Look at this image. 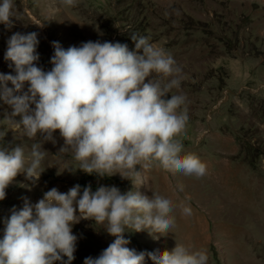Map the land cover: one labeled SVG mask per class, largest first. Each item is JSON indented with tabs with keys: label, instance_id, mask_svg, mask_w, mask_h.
Masks as SVG:
<instances>
[{
	"label": "rangeland",
	"instance_id": "obj_1",
	"mask_svg": "<svg viewBox=\"0 0 264 264\" xmlns=\"http://www.w3.org/2000/svg\"><path fill=\"white\" fill-rule=\"evenodd\" d=\"M13 5L14 26L9 30L0 24L2 74H15L4 59L15 32L38 33L37 66L44 71L52 68L54 41L65 50L97 40L134 50L130 36L135 33L171 54L182 69L181 86L171 94L187 97L189 115L177 137L181 155L198 156L206 174L197 178L154 167L143 173L146 185L137 189L118 174L101 178L70 172L65 169H74L75 161L58 154L63 139L57 130L56 143L43 144L47 152L37 184L31 186L19 174L6 188L0 239L4 220L13 208L23 207L25 198L36 203L53 187L67 192L76 184L81 189L91 185L92 191L116 186L122 193L149 197L153 190L173 202L175 225L168 235L154 239L148 231L124 233L130 241L126 246L137 253L171 250L178 242L205 250L208 264H264V0H77L75 7H64L60 0H13ZM11 111L0 101V147L10 151L23 145L27 153L36 141L5 119ZM181 203L191 207L192 215L181 213ZM72 232L78 237L72 264L99 256L114 240L90 220H81ZM145 264H152L147 256Z\"/></svg>",
	"mask_w": 264,
	"mask_h": 264
},
{
	"label": "clouds",
	"instance_id": "obj_2",
	"mask_svg": "<svg viewBox=\"0 0 264 264\" xmlns=\"http://www.w3.org/2000/svg\"><path fill=\"white\" fill-rule=\"evenodd\" d=\"M60 3L75 7L77 0ZM13 8V0H0V24L9 30L14 26ZM130 38L134 50L99 40L65 50L54 41L52 68L44 71L37 66L38 33L10 36L4 59L15 74L0 73V101L12 109L5 119L36 142L27 153L23 145L10 151L0 147V201L19 174H25L31 186L37 184L47 152L43 144H55L57 130L63 139L58 154L75 161L74 169H65L70 172L101 178L118 174L137 189L146 185L143 173L154 167L197 178L206 174L198 156L181 155L183 144L177 138L189 119L187 97L171 94L181 86L182 69L147 37L133 33ZM151 191L149 197L139 191L122 193L116 186L92 191L91 185L81 189L76 184L67 192L53 187L36 203L25 198L23 207L13 208L4 220L0 264H72L78 239L72 229L81 220L94 221L114 237L84 264H145L146 256L152 264H208L205 250L183 243L176 242L171 250L139 253L126 246V231H148L158 239L175 225L172 200ZM177 207L183 215H192L190 206Z\"/></svg>",
	"mask_w": 264,
	"mask_h": 264
}]
</instances>
